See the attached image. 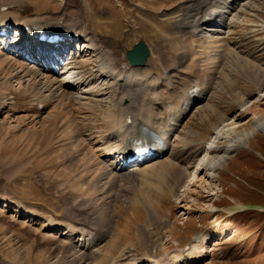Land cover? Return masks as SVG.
<instances>
[{
	"label": "rangeland",
	"instance_id": "374dc122",
	"mask_svg": "<svg viewBox=\"0 0 264 264\" xmlns=\"http://www.w3.org/2000/svg\"><path fill=\"white\" fill-rule=\"evenodd\" d=\"M27 1L33 4V8L37 6L44 13H61L65 9L64 7L69 8L85 17L88 23L92 22L91 30L94 32H97L96 26L101 22L110 29L114 21L111 14L115 13L118 22H121V26L116 27L118 29L117 35L107 32L100 36L110 46H115L122 39L123 44H119L125 51L132 49L138 41H145L152 48V58L157 51L162 49L170 51L193 47V37L189 38L188 34L180 33L175 24L184 20L183 17H188V23L192 20L200 21L202 15V12L195 16L187 15L189 7L193 5L191 0ZM248 1L251 3L245 9L236 16L232 14L229 30L224 34L228 42L230 41L226 51L233 52L222 59L224 65L220 67L218 76L211 83V86H208L209 93L206 100L192 109L182 122L178 136L172 139L170 145L168 154L178 163H186L189 173L192 175L195 173V181L192 185L187 182L180 184L177 189H174L175 193L167 187H160L161 177L156 175H152L149 180L148 189L137 183V180L134 184L124 182L122 192L125 193L122 194V204L128 206L122 207L120 204L119 206L122 208L119 207L118 209L124 213L123 208L126 209L130 206V210H132L133 207L134 217L132 215L126 217V212L124 213L126 220L123 219L118 224L120 228H124V232L114 240L115 244H110L109 249L101 250V252L103 251L100 256L101 264H110L112 256L122 250L126 242L136 237L139 225L147 220L145 218L148 215V208L144 204L145 202L141 201L136 205L134 204L135 191H140L142 195L154 196L164 212L167 214L169 211L172 214L173 223L167 227L160 224L156 231L157 235H163V240L156 247V250L165 254V258H167L171 247H181L197 232H205L210 233L209 241L204 245L205 257L197 264H264V221H258L257 218L260 219V216L257 217L255 212L239 214L232 219L227 218L221 224L215 221V215H212V218L207 219V221L200 216V214H206V210H213L212 200L215 199V195L212 193L215 189L221 192L223 187L233 185V188H239V191L244 188L248 192H257L255 197L260 200L259 202L253 199L252 201L245 200V202L259 203L264 206V196H262L264 195V158L262 156L264 155V132L255 130L254 127L258 109L254 114L253 112L242 113L252 103L259 102L262 93L252 92L246 96L247 91L250 90L249 83L251 82L245 75L248 71L247 65L244 69L232 70L234 58L238 53L242 58L248 57V55L252 56L256 65L260 66L264 63V43L261 44V38L264 37V30L261 26L264 23V0ZM98 27H101V24ZM204 39L206 38L204 37ZM83 50L82 55H78L74 61L73 67L79 66L81 63L79 61L84 59L88 64V72L91 73L95 57L90 55L88 50L86 51L84 48ZM176 59L171 53V55L160 56L158 62L168 64L167 60L176 61ZM16 63L12 64L14 68L17 67ZM184 69L190 70L188 74L193 73L197 77L200 76L194 68L190 69L189 66H184ZM221 69L222 72H220ZM223 71L225 74H232L238 85L236 91L239 92L225 84ZM5 75L4 73L3 75L0 74V82L6 80ZM60 79L67 80V76ZM184 81L185 79L182 82ZM27 84L30 85V83ZM28 85H25L27 86L26 89H30ZM107 85L108 81H99L98 85L92 86L95 92L99 94V99H103V102L99 105H93L91 108L95 110H92L88 116L82 114L86 107L80 106V116L79 113L76 114L77 111L68 112L65 110L67 114L64 113L63 105L55 107L54 110H50V113L41 118H35L36 120L24 115L18 118L0 115V160H3L0 161V200L2 197L13 199L20 203L23 208L36 212L37 217H49L55 218L57 221L82 224L83 219L74 218L75 221L73 220L70 198L74 194L81 195V192L84 193L90 186L93 188L94 185L91 181H87L80 189L81 183L79 184L78 179L76 181L75 178L79 172H77V167L73 168L74 173L71 170L70 172L63 169V166L68 163L66 158L77 156L75 152L78 144V142H76L77 144L73 143L72 136L66 130V128L70 129L69 127L75 130L76 127H73L65 115L75 121L80 118L81 124L78 127H85L88 124L86 128L91 129L98 125L103 117L101 108L106 107L110 98L106 92L107 89L103 90ZM80 92L81 89L77 88L74 92L75 96L78 97ZM244 96H246V100L241 102ZM77 103L75 105H79V102ZM6 104H8V100H6ZM60 114L66 118L61 119L64 123L59 122V120L58 122L55 121L56 124H54L53 121L58 115L61 118ZM61 124L68 125L64 127ZM250 131L249 137L246 136V133ZM84 134L91 137L90 144H95L97 141L95 134L90 135V131H85ZM243 136H246L245 141L236 151L225 157L226 159L223 160L214 174V176L216 175L215 179L214 176L209 177L207 171L196 170L198 158H200L198 159L200 164L208 158H214L221 152L225 154L224 150H221L223 148H216L215 145L225 147L228 142ZM256 139L261 140L253 144V140ZM214 140L216 141L214 142ZM79 142L85 143L84 140ZM88 148L85 147L86 151L83 153L90 155L92 150L90 147ZM247 148L250 150L248 154L251 155L252 163L258 164L256 159H260L259 165L263 167L261 169L256 165H248V170L251 171L249 178L241 175L242 170L240 173L235 171V169H240L241 166L245 165L243 161L234 159L239 151ZM248 170L246 168L243 173L247 174ZM223 171L225 173L222 175ZM165 184L169 185L167 180ZM130 189L132 191H129ZM260 193L262 194L260 195ZM234 194L238 195L240 192L234 191ZM210 196H212V200ZM232 200L234 201V199ZM227 205L230 207L221 205L220 208L218 206L220 212L224 210L232 212L235 210L234 208L238 207L231 204ZM16 211V206L6 208L0 201V264H78L76 263L77 254L67 252L64 249L66 244L59 242V240H64L63 237L58 236L59 232L52 234L44 228L47 224L43 219L29 221L25 218V214L19 216ZM187 216L190 219L185 222ZM113 231L116 232V228Z\"/></svg>",
	"mask_w": 264,
	"mask_h": 264
},
{
	"label": "bare ground",
	"instance_id": "6f19581e",
	"mask_svg": "<svg viewBox=\"0 0 264 264\" xmlns=\"http://www.w3.org/2000/svg\"><path fill=\"white\" fill-rule=\"evenodd\" d=\"M191 1L193 5L188 9V16H195L200 12L205 13L210 8H215L218 10L216 18L213 21H207L208 24L204 23V25L202 22L188 23V17H183L184 20L175 25L183 35L188 34L189 38L195 37L193 39V47L157 51L154 57L148 60V64L145 67H133L127 61L125 49H122L119 44H123L122 39L115 46H110L100 36L107 32L117 35L118 29L116 27L118 25L120 27L121 22H118L115 13L111 14L114 21L110 29L105 23L101 22L99 23L101 27H98L99 24H97V32H94L91 30L92 22L88 23L85 17L66 7L61 13H44L37 6L33 8V4L27 0H3L0 2V8L5 7L3 10L0 9V36H2L0 37V71H2L0 74H6V80L0 82V115H9L15 118L24 115L37 119L50 113V110H54L55 107L63 105L64 113L67 114L65 110H68V112L77 111L76 114L79 113L80 116V106L86 107L82 114L88 116L92 110H95L91 108L93 105H99L103 102V99H99V94L95 92L92 86L98 85L99 81H108V85L103 90L107 89L106 92L110 98L106 107L101 108L103 117L98 125L90 127L91 129L86 128L88 124L85 127H78L81 124L80 118L76 122L65 115L73 127H76L75 130H72L71 127H69L70 129L66 128V130L72 136L73 143L78 142V144L76 143L75 152L77 156L66 158L68 163L63 166V169L72 171L74 167H77V172H79L75 178L76 181L78 179L79 184L81 183L80 189L87 181H91L94 185L93 188L90 186L84 193L81 192V195L74 194L70 198L71 211L74 215L72 217L77 220L83 219L81 226L83 229H88L87 232H84V237L81 238L83 243L79 249L72 245L71 240L75 233L71 225L64 227L61 222L53 221L48 223L47 227L44 226L49 231L57 228L65 229L62 234L65 240H59V242L66 244L64 249L67 252L70 251L77 254L79 256L78 261L85 259L87 261L84 263L90 264L91 262H88V260H96V264H101L100 256L102 252L107 248L109 249L111 243L115 244L114 240L124 232V228L122 229L118 225L119 222L125 219L124 213L126 212V217L130 215L134 217L133 207L132 210H130V206L126 209L123 208L124 213H121L118 209L121 207L119 205L123 203L122 194L125 192L122 191L124 182L134 184L137 180V183L148 189L149 180L152 175H156L161 177L160 187H167L175 193L174 189H177L180 184H186L187 182L192 185L196 179L195 173L193 175L189 173L186 163H178V161H175L176 159L168 155V152L154 160L138 158L131 164L123 163L121 159L122 153L126 151L124 143L129 135L140 136L148 131H158L163 136H171L170 138L178 136L179 128L188 112L198 104L197 102L201 103L206 99V95L209 92L208 86H211V83L218 76L220 67L224 65L222 59L233 52L230 50L226 51L230 41H226L223 36L218 34L223 33V30L229 27L232 22L230 20L232 14L236 16L251 3L245 0L243 2L242 0H229L228 2L227 0ZM204 17L201 21L205 19ZM11 28H16V30L19 28V32L21 33L22 31L24 36L19 41L13 40L10 42L9 37H11V34L8 32ZM30 28L33 29V34L26 37L25 34ZM262 28L264 29V24H262ZM40 31L54 33L56 39L63 37L64 41L62 43H50L47 47L39 50L37 49L38 45H34L33 42ZM7 34L8 36L5 38ZM204 36L206 40L203 42L202 38ZM78 39L83 42L88 53L95 57L91 73L88 72L86 60L83 59L79 61V63L81 62L79 66L72 67L68 57V59L61 60L57 64L61 72L70 73L67 80L62 81L60 75L55 73L54 66L41 67L35 64L32 65L29 61V58L33 60L39 57L40 59L38 60L48 61L51 59V62H55L57 61V58L54 57L55 53L59 54L64 48L69 51H72V49L75 51L78 44L73 48L71 46ZM261 41V44H263L264 37L261 38ZM50 45L52 48H49ZM171 53L177 58L176 61L167 60L168 64L158 62L160 56L171 55ZM234 59L233 71H237L239 68L244 69L246 65L248 66V71L246 70L247 74L245 75L251 82L249 83L250 90L247 91L246 96L252 92L262 93V98L259 102L252 103L246 109L243 108L242 113L253 112L254 114L258 109L256 121L255 123L253 122L254 127L255 130L264 131V63L260 66L256 65L252 56L248 55V57L242 58L239 53ZM14 63L17 64L16 68L12 66ZM184 66H189L190 69L194 68V70L199 72L203 80L201 84L203 89L201 88L199 97L195 99L185 95L195 83V80L198 79L195 78L196 74H188L190 70L184 69ZM220 72H222V69ZM87 73L89 74L87 75ZM223 74L225 75V84L236 91L238 85L234 81L232 74H225L224 71ZM89 78L91 79L89 80ZM184 79L185 81L182 82ZM186 81L188 83H185ZM27 83H30V85ZM25 85H28L30 89H26L27 86ZM77 88L81 89V94L78 97L74 93ZM246 96L242 98L241 102L246 100ZM6 100H8V104H6ZM77 102H79V105H75L78 104ZM184 102L186 106H184ZM60 116L61 118L59 115L55 118L54 124L59 120V122L64 123L61 119H66L65 116L61 114ZM129 117L132 120L131 123H128L129 120L127 119ZM75 123L77 124L76 126ZM61 125L67 127L68 124L66 126L65 124ZM85 131H90V135H96L95 139L97 141L95 144H90L91 137L85 136ZM250 133L251 131L247 132L246 136L249 137ZM246 136L233 139L228 144L226 143V148L215 146L216 148H223L221 150H224L225 154L221 152L214 158H208L200 164L198 161L200 158H198L197 161L195 160L198 163L196 164V170L207 171L208 176L212 178L217 168L226 159L225 157L229 153L236 151L241 146V143L245 141ZM82 140H84L86 145L83 142H79ZM169 142H172V139H169ZM85 147L87 149L90 147V150H92L91 156L88 153H83V151H86ZM166 180L169 185L165 184ZM127 186L125 187L127 188ZM129 191L132 190L130 189ZM135 192L134 204L136 205L142 201L145 202L144 204L148 208V215L145 218L147 219L146 224L140 225L136 231V237L126 242L122 250L112 256L111 264H140L146 257H157L155 250L152 251L147 248V244L152 243L151 234L148 231L149 226L161 224L167 227L173 222L170 219L172 214L169 211L166 214L154 196L151 194V196L142 195L140 191ZM3 201L8 203L6 205L13 204L8 199ZM124 206L122 204V207ZM115 228L116 232L113 231ZM92 231L95 232L96 238L92 237L94 236ZM206 240L207 234L203 236L201 244L206 242ZM104 241L106 243L102 246ZM107 245L108 247H106ZM101 246L103 247L102 249ZM101 250L103 251L101 252ZM181 251L179 248L172 250L174 253L171 258L183 262L185 258L182 260V255L180 257ZM201 252L194 251L193 253L191 251L184 255L189 256L192 260L198 259L197 261H199L200 257H202ZM190 253L192 254L189 255ZM155 262L156 264H167L161 258H155Z\"/></svg>",
	"mask_w": 264,
	"mask_h": 264
},
{
	"label": "water",
	"instance_id": "95a60500",
	"mask_svg": "<svg viewBox=\"0 0 264 264\" xmlns=\"http://www.w3.org/2000/svg\"><path fill=\"white\" fill-rule=\"evenodd\" d=\"M149 54L150 48L144 42H140L128 53V58L133 65H144Z\"/></svg>",
	"mask_w": 264,
	"mask_h": 264
}]
</instances>
